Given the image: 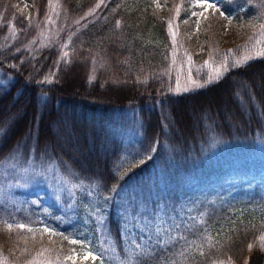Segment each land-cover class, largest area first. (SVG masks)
Instances as JSON below:
<instances>
[{
	"label": "trees",
	"instance_id": "trees-1",
	"mask_svg": "<svg viewBox=\"0 0 264 264\" xmlns=\"http://www.w3.org/2000/svg\"><path fill=\"white\" fill-rule=\"evenodd\" d=\"M194 1L167 0L161 10L152 0H0V71L11 77L0 89V156L11 151L52 159L72 179L104 193L142 185H161L167 195L183 185L184 194L192 193L255 167L250 155L257 137L264 138V58L161 98L156 81H143L168 60L162 16L183 19ZM220 3L222 12L238 18L257 11V0ZM123 109L134 111L142 139L156 141V151L119 180L114 167L127 125ZM163 174L174 180L168 184ZM106 213L116 252L125 256L121 216L110 205ZM205 223L207 236L199 243L169 245L164 236L150 251L126 255V264H264L263 216L217 210ZM36 248L0 225L6 261L26 263Z\"/></svg>",
	"mask_w": 264,
	"mask_h": 264
},
{
	"label": "rangeland",
	"instance_id": "rangeland-1",
	"mask_svg": "<svg viewBox=\"0 0 264 264\" xmlns=\"http://www.w3.org/2000/svg\"><path fill=\"white\" fill-rule=\"evenodd\" d=\"M152 1L161 10L167 2ZM221 1L225 0H209L218 8ZM196 2L183 19L162 16L167 27L168 60L154 77L143 80L156 81L157 98L202 88L210 84L205 83L208 77L212 82L217 80V69L223 75L237 67V61L241 65L264 58V0H257L254 15L238 18L224 13L227 19L210 16L215 10L195 7ZM222 65H227V70ZM10 80L0 71V89ZM192 80L203 86L195 87ZM122 112L127 125L120 137L121 150L114 167L119 180L152 158L156 151V141L149 144L142 139L138 121L133 119L134 111ZM255 148L250 155L255 167L249 164L192 193L184 194L180 185L173 195L160 194L161 185L157 189L142 185L135 192L116 186L104 193L94 183L72 179L52 159L21 158L13 152L11 158L0 161V221L12 223L13 231L30 243L35 242L37 248L23 264H94L91 258L82 257L85 250L96 255L97 264H126V255L150 251L164 236L166 244L178 240L191 246L207 236L205 220L209 212L224 210L232 215L249 213L264 217V138L257 137ZM162 177L168 184L174 180L167 174ZM109 205L121 216L125 256L116 252L108 231ZM19 223L33 231L16 228ZM0 225L7 229L6 224ZM45 228L50 232H43ZM53 236L64 242L41 241ZM71 239L78 243H69ZM73 255L74 260L66 259ZM0 264L14 263L0 254Z\"/></svg>",
	"mask_w": 264,
	"mask_h": 264
},
{
	"label": "snow or ice",
	"instance_id": "snow-or-ice-1",
	"mask_svg": "<svg viewBox=\"0 0 264 264\" xmlns=\"http://www.w3.org/2000/svg\"><path fill=\"white\" fill-rule=\"evenodd\" d=\"M99 6V5H97ZM195 7H200L202 9H213L215 10L216 12H219V15L224 17L225 19H227V17L225 16L224 12L220 11V9L217 7V5L215 3H210L209 0H197L196 4L194 5ZM91 14V13H89ZM193 15H196V13H193ZM201 16H203V13L200 14ZM206 19V17H204ZM185 23H187V20H185ZM117 27H119V21H117ZM198 30V29H197ZM65 56H67V53H65ZM240 65V62L237 61V66ZM222 67L227 70V65H222ZM217 72V75H216V78L219 79L220 76H221V73H220V70L217 69L216 70ZM212 82V78L211 77H208L207 80L205 81V83H211ZM191 83H193L195 85V87H202L203 85L202 84H197L195 82V80H192ZM3 129H0V131H2ZM11 158V151L10 153L8 154H3L2 156H0V159H3V158ZM0 223H4L6 224L7 226V229L8 230H12L13 228V224L12 223H9L8 221H0ZM16 228L20 229V230H24L25 228H27V231L28 232H32L33 229L31 227H27L25 224L23 223H19L15 226ZM43 232L47 233V232H50V230L48 228H45L43 229ZM52 235H56V233H52ZM65 239H68L67 237H65ZM262 240H264V237H261ZM69 243L71 244H77L78 241L76 239H71L69 240ZM83 247V245H81ZM253 248V245L252 244H249L248 245V250L251 251ZM261 251L264 252V245L261 246ZM82 257L84 259H89L91 258V260L95 261L97 259L96 255H93L91 250H85L83 253H82ZM66 259H75V256H69V257H66ZM245 264H248V261L246 260L245 261Z\"/></svg>",
	"mask_w": 264,
	"mask_h": 264
}]
</instances>
